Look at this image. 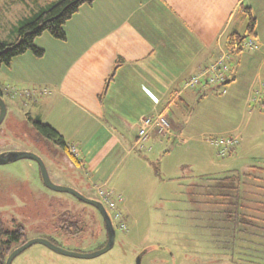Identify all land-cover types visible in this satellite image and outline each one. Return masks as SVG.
I'll return each instance as SVG.
<instances>
[{"label": "crops", "instance_id": "crops-1", "mask_svg": "<svg viewBox=\"0 0 264 264\" xmlns=\"http://www.w3.org/2000/svg\"><path fill=\"white\" fill-rule=\"evenodd\" d=\"M49 1L5 2L6 6L24 2L31 11L9 25L13 38L19 22ZM255 1L261 6L258 13L251 1L247 7L255 18L251 36L259 48L236 52L239 57L230 65L225 86L227 102L239 116L232 125H239L213 131L212 136L234 133L245 120L249 123L264 115V97L257 103L250 98L254 88L264 82V0ZM226 8L227 0H95L82 5L65 23V40L48 32L35 39V45L44 51L42 57L27 51L2 65L6 83L0 88L4 93L17 92L16 106L40 108L32 118L55 129L70 150L76 148V162L64 156L85 172L94 190L108 185L133 153L140 119L164 109L172 130L187 136L182 154L199 160L201 153L205 159L200 166L223 168L226 162L209 154L200 138L205 131L194 121L199 104H193L211 87L204 82L198 89L179 92L178 84L202 73L227 50L229 29L250 34L244 7L233 12ZM206 118L203 113L200 120ZM261 124L258 120V126ZM236 135L242 138L243 131ZM167 139L173 140L153 135L149 140L152 153L147 155L152 158L156 150L165 152ZM178 165L188 168L185 161ZM232 170L223 168V173Z\"/></svg>", "mask_w": 264, "mask_h": 264}, {"label": "rangeland", "instance_id": "rangeland-1", "mask_svg": "<svg viewBox=\"0 0 264 264\" xmlns=\"http://www.w3.org/2000/svg\"><path fill=\"white\" fill-rule=\"evenodd\" d=\"M7 1L0 0V41L14 40L9 25L31 13L26 3L6 6ZM250 1L258 13L261 6L255 0H227L226 9L233 12L240 6L247 7ZM231 32L229 29L227 35ZM249 38L252 36L245 40ZM242 49L249 51L246 47ZM238 54L232 53L231 64ZM220 55L204 70L217 62ZM204 73L211 75L210 70ZM188 79L179 82V90ZM5 83L6 76L0 70V87L5 88ZM205 83L213 89L193 104H199L194 121L205 131L200 138L204 140L203 146L209 148L206 149L209 154L226 162L224 169H233V173L240 175L237 211L244 213L250 225L226 219L225 211H234V206L226 202L235 201L236 196L230 199L220 196L225 192L216 187V179L227 172L223 173V168H217L216 164L200 166L203 165L200 160L205 159L201 153L199 160L192 154H182L187 147L184 146L187 136L181 134L182 141L167 139L166 151L158 154L156 150L152 158L147 155L152 153L151 149L133 150L104 186L114 197L122 198L118 210L127 226L124 242L118 238L108 251L87 258L66 255L37 242L18 254L12 264H264V115L258 119L260 126L256 119L249 123L245 120L234 133L212 136L213 131H228L238 126L239 122L232 124L239 116L224 95L226 84ZM16 96L13 91H5L3 95L7 112L0 124V152L35 153L46 164L55 184L100 201L85 172L66 159L62 149L37 134L30 118L41 112L40 108H20L13 102ZM160 112L169 115L165 109ZM203 113L209 118L202 122ZM239 131H243L242 138L236 135ZM224 136L237 140V150L223 157L219 156L214 141ZM45 142L49 145H42ZM184 161L188 162V168L179 167ZM68 219L83 221L76 237L65 232ZM0 224L9 230L23 227L27 240L52 239L62 248L79 253L95 252L102 248L104 241L99 210L69 192L49 188L42 179L38 162L29 158L0 164Z\"/></svg>", "mask_w": 264, "mask_h": 264}, {"label": "trees", "instance_id": "trees-1", "mask_svg": "<svg viewBox=\"0 0 264 264\" xmlns=\"http://www.w3.org/2000/svg\"><path fill=\"white\" fill-rule=\"evenodd\" d=\"M94 1L95 0L49 1L44 7L34 12L31 16L22 19L16 27L14 40L0 41V67L2 65H9L10 61L15 56L21 55L27 51H31L36 57H42L44 51L35 45V39L44 32H48L59 40H65V23L79 10L82 5L92 4ZM243 10L248 18L247 31L250 33L248 36H251L255 27V18L253 17L249 7H244ZM248 36L245 34H239L238 32L229 34L227 50L225 51L233 56L232 53L238 52L242 48L241 44ZM230 65L231 63L229 64V69L227 71L228 79ZM0 94L2 96L4 95V91L1 88ZM30 120L38 135L44 137L53 145H57L64 151L68 159L76 162V154L72 152V149H69V146L63 137L55 129L49 125L42 124L38 118L31 117ZM48 142H45V144L49 145ZM234 171L235 170L228 171L223 174V176L218 177V179H216V187L222 190L221 193L225 192L224 194L220 193V196H224V198L230 199L231 197L236 196L235 201L226 202V204L230 205V207L234 206V211H225L227 214L226 219L229 221L231 220L233 223L242 222L250 225V222H248L249 220L246 218L244 213L241 214L237 211L240 175L238 173H233ZM156 174H159L158 170L156 171ZM70 222L73 223L72 220L68 219L67 223ZM76 231L77 230H71L70 228L65 230L67 234H72ZM24 234L23 227L16 230H9L3 228L0 224V264H5L9 254L16 247L27 241ZM52 241L55 243L54 240Z\"/></svg>", "mask_w": 264, "mask_h": 264}, {"label": "built area", "instance_id": "built-area-1", "mask_svg": "<svg viewBox=\"0 0 264 264\" xmlns=\"http://www.w3.org/2000/svg\"><path fill=\"white\" fill-rule=\"evenodd\" d=\"M241 45L242 47H246L252 50L259 48V44L254 38L244 40ZM231 61L232 58L230 53L226 51L221 52L220 58L217 62L213 63L214 65L212 64L208 69L202 71V73L196 74L195 77L192 76L188 80L184 81V83H182L181 85V90L179 92L188 88L198 89L203 86V82H207L210 85L215 86H218V84H226L229 80L227 76V71L229 69V64ZM211 68L213 70H211ZM209 70L211 71L210 76L207 75L208 73H204L205 71L209 72ZM202 74L206 75L204 81L201 79ZM224 92H227L226 87H224ZM16 94L17 92L13 91V95ZM27 94H29V92H27ZM263 97L264 83L254 88L251 99L253 102L257 103ZM168 116V114H164L160 111H155L151 115L143 116L138 123L137 136L134 142L133 150H150L151 147H148L150 146L149 140L152 138L153 135H157L158 137H171L174 141H182L183 138L181 134L172 130L171 122ZM234 139V137L231 138L230 136H224L216 141L212 140V142L214 141V146H216L217 151H219V155L225 156L231 150H233L235 146H237V144H235V141L237 140ZM72 151L75 154L77 153L76 148H72ZM97 192L100 197V200L104 203L112 218L119 221L121 230H126V226L123 220H121L122 214L118 210V203L122 200V198L114 197L112 192L108 191L107 189H104V187H100L99 189H97Z\"/></svg>", "mask_w": 264, "mask_h": 264}, {"label": "water", "instance_id": "water-1", "mask_svg": "<svg viewBox=\"0 0 264 264\" xmlns=\"http://www.w3.org/2000/svg\"><path fill=\"white\" fill-rule=\"evenodd\" d=\"M6 112H7V105H6V102L3 98V96L0 94V124L2 123L3 119L5 118ZM23 158L33 159V160L38 162V164L40 166V170H41L42 179L49 188L56 190V191L69 192V193L73 194L74 196H76L81 201L95 206L99 210V212L101 213L103 218L105 219V221L107 223L108 230L111 231V229L109 227V222H110L109 221V215H108V212H107L104 204L97 199L86 197L85 195L81 194L80 192H78L75 189L55 184L50 178L46 164L44 163V161L42 160V158L39 155H37L35 153H31V152H24V151L3 152V153H0V164H5L8 162H12V161H15L18 159H23ZM113 240H114V235H110V239L104 247L100 248L99 250H97L95 252L87 254V253H79L76 251L66 250V249L62 248L61 246L57 245L56 243H54L53 241H51L50 239H47V238H33L30 240H27L25 243L16 247L9 254L5 264H12V261L14 260V258L18 254H20L22 251L27 249L29 246H31L32 244L37 243V242L43 243V244L47 245L49 248L53 249L54 251H57V252H60V253L66 254V255L87 258V257L97 256V255L104 253V252L108 251L109 249H111L112 245H113Z\"/></svg>", "mask_w": 264, "mask_h": 264}, {"label": "flooded vegetation", "instance_id": "flooded-vegetation-1", "mask_svg": "<svg viewBox=\"0 0 264 264\" xmlns=\"http://www.w3.org/2000/svg\"><path fill=\"white\" fill-rule=\"evenodd\" d=\"M42 145H45V143H43ZM55 145V144H54ZM57 148H59L57 145H55ZM48 147V146H47ZM11 151V150H10ZM3 152H9L8 150L7 151H2L0 153H3ZM109 227L111 229V231L108 230V227H107V223L105 221V219L103 218L102 216V224H103V227H102V231H103V237H104V241L102 242L103 243V246L104 247L107 242L109 241L110 239V235H114V240H113V245L112 247L114 246V244L118 241V238L120 240H122V242H124V238L127 239L126 235H125V231L127 230V226H126V230H121L120 228V223L119 221L115 220L114 218H112L111 214H109ZM73 223H69L68 224V228H70L71 230H77L75 233H72V234H69L68 235H72L74 237H76V235H78V233H80V224L83 222L82 220H79V219H74L72 220ZM100 232V231H99ZM67 233V232H66ZM52 241V240H51ZM81 241V239H80ZM56 243V242H55ZM57 244V243H56ZM20 246V245H19Z\"/></svg>", "mask_w": 264, "mask_h": 264}, {"label": "bare ground", "instance_id": "bare-ground-1", "mask_svg": "<svg viewBox=\"0 0 264 264\" xmlns=\"http://www.w3.org/2000/svg\"><path fill=\"white\" fill-rule=\"evenodd\" d=\"M215 62H216V61H215ZM215 62H214V63H215ZM212 64H213V63H212ZM208 85H209V84H208ZM123 222H124V221H123Z\"/></svg>", "mask_w": 264, "mask_h": 264}]
</instances>
